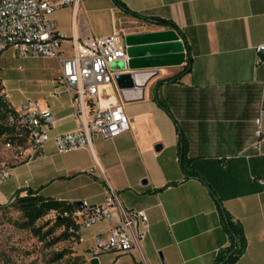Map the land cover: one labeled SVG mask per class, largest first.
I'll return each instance as SVG.
<instances>
[{
	"label": "crops",
	"instance_id": "0c3cea01",
	"mask_svg": "<svg viewBox=\"0 0 264 264\" xmlns=\"http://www.w3.org/2000/svg\"><path fill=\"white\" fill-rule=\"evenodd\" d=\"M119 1L145 16L174 21L186 42L183 62L155 67L144 97L123 102L131 126L120 135H96L90 148L68 152H58L50 140L39 153L10 162V175L0 183V205L27 189L100 205L113 187L124 207L148 215L144 237L124 253L135 264H215L217 251L229 244L219 202L242 224L247 241L241 257L227 264H264V51L256 50L264 43V0ZM51 18L64 35V55L86 36L171 29L126 13L113 0L56 7ZM188 61L177 81L158 85ZM57 75L58 68L43 83L46 94L36 98L55 116L51 136L79 126L67 89L58 85L54 93ZM106 89L121 100L115 83ZM180 139L198 178L186 177Z\"/></svg>",
	"mask_w": 264,
	"mask_h": 264
},
{
	"label": "built area",
	"instance_id": "2783aa9c",
	"mask_svg": "<svg viewBox=\"0 0 264 264\" xmlns=\"http://www.w3.org/2000/svg\"><path fill=\"white\" fill-rule=\"evenodd\" d=\"M83 0H0V54L13 48L17 57H44L54 59L58 75L54 93H59L58 85L70 93L79 121L76 129L51 136L50 128L55 116L49 108L41 109L36 99L26 100L13 106L6 117V123L25 134L23 144L8 141L11 162L31 157L39 153L44 145L53 140L58 152H68L80 147H91L96 135L113 138L131 126L124 103L110 93L106 87L114 83L117 70L111 69L114 62L128 61L124 36H86L72 44V51L64 55L62 43L64 35L57 29L51 18L56 7L77 5ZM257 52L264 51V43L256 46ZM4 91V90H3ZM8 100L9 94L4 91ZM9 101V100H8ZM262 113L264 110L261 111ZM258 138L263 134L260 118L256 119ZM20 135V134H18ZM260 146L259 139L254 144ZM10 175V163L0 165V183ZM81 209L73 208L70 215L77 225L75 241H84L81 230L98 222H116L106 231L91 237L90 260L99 254H124L135 250L145 235L148 215L142 208H127L120 201L119 193L108 187L105 201L100 205L82 202ZM75 228V227H74ZM74 228H71L73 230Z\"/></svg>",
	"mask_w": 264,
	"mask_h": 264
},
{
	"label": "rangeland",
	"instance_id": "374dc122",
	"mask_svg": "<svg viewBox=\"0 0 264 264\" xmlns=\"http://www.w3.org/2000/svg\"><path fill=\"white\" fill-rule=\"evenodd\" d=\"M68 48V44H63ZM56 61L44 57L21 58L14 54L13 48H7L0 54V83L4 91L9 93V102L19 106L26 100L40 97L41 91H46L43 86L57 72ZM121 61L110 65L111 69L122 67ZM40 92V93H39ZM5 137L0 138V165L3 161L11 162V149H8ZM21 220L20 213L8 208L0 212V264H89L91 252V236L95 232L106 229V221L98 222L81 230L84 242L73 239L60 240L50 245L42 242L28 228L20 227L17 222ZM54 215H45L36 222L42 231L53 229ZM61 229H56L58 234ZM63 249L72 253L57 259L56 254ZM100 264H135L129 255L114 256L110 253L99 254Z\"/></svg>",
	"mask_w": 264,
	"mask_h": 264
},
{
	"label": "trees",
	"instance_id": "16d2710c",
	"mask_svg": "<svg viewBox=\"0 0 264 264\" xmlns=\"http://www.w3.org/2000/svg\"><path fill=\"white\" fill-rule=\"evenodd\" d=\"M113 1L126 13L159 25L167 26L180 33L177 24L172 20H167L157 16H145L130 10L119 0ZM184 43L186 44L185 40ZM189 67L190 63L188 61L182 70L162 81H159L158 85L163 82L177 81L184 74V72L189 69ZM158 103L163 105L161 101ZM11 110V104L5 98L4 91L0 83V138L5 137L7 141H18V143L23 144L25 142V134H21V130H18L6 123V117ZM180 150L181 166L186 173V177L198 178V174L191 165L190 160L186 157V143L183 139H180ZM218 207L220 211L221 225L228 236L229 244L217 251L215 264L233 263L237 261L246 250L247 241L244 228L240 222L234 220L233 217L226 210H224L219 202ZM8 208H12L13 210L19 212L21 220L18 221L17 224L20 227L30 229L32 233L42 242L52 245L60 240L73 239V237H76L77 235L76 230L78 228L74 219L70 215L64 214L65 212L70 213L73 211L74 206L71 202L45 197L38 194L36 191L27 189L24 193L18 191L8 204L0 205V212L3 214ZM50 213L54 215L53 229L42 231V228L37 226L36 222ZM58 228L61 229V231L58 234H55V230ZM71 228L74 229L71 230ZM70 253H72V251L69 249H63L56 254V258L62 259L65 255Z\"/></svg>",
	"mask_w": 264,
	"mask_h": 264
},
{
	"label": "water",
	"instance_id": "95a60500",
	"mask_svg": "<svg viewBox=\"0 0 264 264\" xmlns=\"http://www.w3.org/2000/svg\"><path fill=\"white\" fill-rule=\"evenodd\" d=\"M124 43L128 61L120 60L123 66L117 68L124 70L114 74V83L122 102L144 97L145 86L157 73L155 67L180 64L185 58L184 42L174 29L128 34L124 36ZM155 148H160V144ZM73 206L81 209L83 204L76 201ZM90 264H99L98 258L93 257Z\"/></svg>",
	"mask_w": 264,
	"mask_h": 264
}]
</instances>
